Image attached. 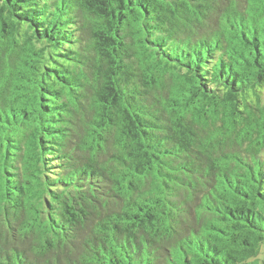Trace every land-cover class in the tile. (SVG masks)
I'll return each mask as SVG.
<instances>
[{
	"label": "trees",
	"instance_id": "trees-1",
	"mask_svg": "<svg viewBox=\"0 0 264 264\" xmlns=\"http://www.w3.org/2000/svg\"><path fill=\"white\" fill-rule=\"evenodd\" d=\"M264 0H0V264H263Z\"/></svg>",
	"mask_w": 264,
	"mask_h": 264
},
{
	"label": "rangeland",
	"instance_id": "rangeland-1",
	"mask_svg": "<svg viewBox=\"0 0 264 264\" xmlns=\"http://www.w3.org/2000/svg\"><path fill=\"white\" fill-rule=\"evenodd\" d=\"M259 262L264 264V249L262 250V252L259 255Z\"/></svg>",
	"mask_w": 264,
	"mask_h": 264
}]
</instances>
